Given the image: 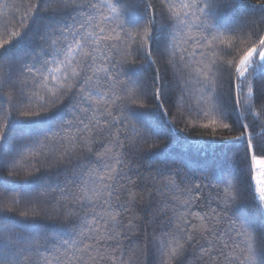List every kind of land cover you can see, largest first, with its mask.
Segmentation results:
<instances>
[{"label":"snow or ice","instance_id":"obj_1","mask_svg":"<svg viewBox=\"0 0 264 264\" xmlns=\"http://www.w3.org/2000/svg\"><path fill=\"white\" fill-rule=\"evenodd\" d=\"M261 23L264 0H20L0 11V190L27 198L40 184L62 222L0 212V264H264ZM165 104L207 140L173 136ZM38 152L55 154L54 183L37 175ZM158 156L172 163L142 171ZM145 200L151 232L135 211Z\"/></svg>","mask_w":264,"mask_h":264},{"label":"trees","instance_id":"obj_2","mask_svg":"<svg viewBox=\"0 0 264 264\" xmlns=\"http://www.w3.org/2000/svg\"><path fill=\"white\" fill-rule=\"evenodd\" d=\"M20 0H0V11H3L7 13L8 15H13L17 12L18 6H19ZM6 5H11V8L5 7ZM264 29V23L257 25V31ZM16 30V29H13ZM23 31V30H21ZM8 36L5 35L2 31H0V43H2L5 39H7ZM167 58L164 60H161L157 57V64L156 67L159 68V73L161 76H165L167 80L171 81L175 72V69L172 68L170 65L166 63ZM3 62L0 61V64ZM152 72H148L146 75L151 77ZM7 98H11L9 93H3ZM197 93L194 91V95L191 98V103H195V96ZM14 104H19L18 100L13 101ZM149 107H154V105H149ZM3 105H0V111H2ZM165 108L168 109L169 118L172 119L173 123L176 125L175 128L172 129V135L173 136H184L187 135L188 139L195 142L199 141L201 139L207 140L208 138V130L203 129L202 127H199L197 122L193 120L192 125L186 124L185 117H182L180 115L181 111H184V109L180 108L177 105L170 106L168 104H165ZM259 110V108L257 109ZM13 116L17 115V113L13 110ZM3 122V117L0 116V123ZM171 127V126H170ZM180 129H187V131H179ZM226 130H219L217 132V135L225 134ZM167 143V140H162L159 142L158 147L156 149H151L152 152L159 151V148L162 147ZM181 146L177 145L173 148V152H180ZM25 155H28V153L25 152ZM54 153H48L47 158L44 156L39 155V152L37 153V159L41 162L43 165L41 167V171L37 173V175H44L46 177H51L48 183H54L57 179L56 173L60 171V166L55 164H50L49 161L53 160ZM34 161L31 159L24 160L23 164L30 165ZM172 163V160L169 158H166L164 156H158V157H150L143 161L145 170L149 166H154L158 168H164L166 165H170ZM65 167L71 168V164H66ZM27 170V169H25ZM43 183V182H41ZM41 185L38 184L35 186V188L28 194L27 198L25 197V193L22 191H11V190H0V212L6 211L7 209H11L12 211L9 212V215H12L16 217L19 220L25 219V214H27L28 217H32L33 215H36L38 219H40L41 223L48 225L49 227H59L62 225L61 220L57 218V213L49 206V197L46 193H41L40 190ZM31 199L33 203L30 205L28 203V200ZM15 200L16 203L13 204L12 201ZM39 201L37 204L36 201ZM136 213L140 216L141 221L144 222L145 227L147 228L148 232L152 231L150 222L153 219L152 216V209L151 205L148 203L147 200L142 202L139 207L135 210ZM45 214H48L45 216ZM141 239V243H143V236L141 234H137V236H134L133 239L136 238ZM131 264H147V257L139 256L138 258H133V261Z\"/></svg>","mask_w":264,"mask_h":264}]
</instances>
